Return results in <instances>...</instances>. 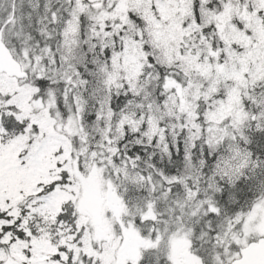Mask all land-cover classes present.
Returning <instances> with one entry per match:
<instances>
[{"label": "snow or ice", "instance_id": "obj_1", "mask_svg": "<svg viewBox=\"0 0 264 264\" xmlns=\"http://www.w3.org/2000/svg\"><path fill=\"white\" fill-rule=\"evenodd\" d=\"M0 264H264V0H0Z\"/></svg>", "mask_w": 264, "mask_h": 264}]
</instances>
